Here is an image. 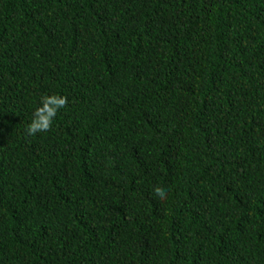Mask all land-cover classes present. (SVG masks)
Returning <instances> with one entry per match:
<instances>
[{"label":"trees","instance_id":"1","mask_svg":"<svg viewBox=\"0 0 264 264\" xmlns=\"http://www.w3.org/2000/svg\"><path fill=\"white\" fill-rule=\"evenodd\" d=\"M0 264H264V0H0Z\"/></svg>","mask_w":264,"mask_h":264},{"label":"clouds","instance_id":"2","mask_svg":"<svg viewBox=\"0 0 264 264\" xmlns=\"http://www.w3.org/2000/svg\"><path fill=\"white\" fill-rule=\"evenodd\" d=\"M68 99L57 94L45 95L41 98L40 106L33 113V119L26 128L29 136L37 133L48 132L52 129L53 121L60 109L67 106ZM161 200L167 198L166 190L156 187L153 190Z\"/></svg>","mask_w":264,"mask_h":264}]
</instances>
